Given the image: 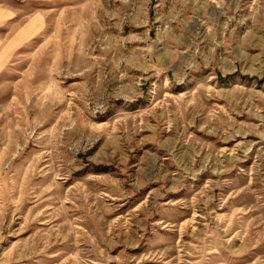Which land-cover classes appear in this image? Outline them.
I'll use <instances>...</instances> for the list:
<instances>
[{
	"label": "rangeland",
	"instance_id": "rangeland-1",
	"mask_svg": "<svg viewBox=\"0 0 264 264\" xmlns=\"http://www.w3.org/2000/svg\"><path fill=\"white\" fill-rule=\"evenodd\" d=\"M0 264H264V0H0Z\"/></svg>",
	"mask_w": 264,
	"mask_h": 264
},
{
	"label": "crops",
	"instance_id": "crops-1",
	"mask_svg": "<svg viewBox=\"0 0 264 264\" xmlns=\"http://www.w3.org/2000/svg\"><path fill=\"white\" fill-rule=\"evenodd\" d=\"M24 32H25V34L28 32L27 35H30V34H31V35H34V29L29 30V28H27V30L24 31ZM22 33H23V32H22ZM22 33H21V34H18V35H19V36H20V35L22 36V35L24 34V33H23V34H22ZM19 39H20V38H19Z\"/></svg>",
	"mask_w": 264,
	"mask_h": 264
}]
</instances>
